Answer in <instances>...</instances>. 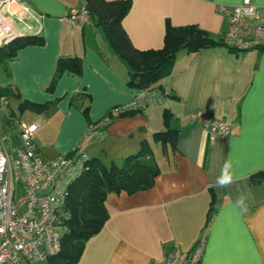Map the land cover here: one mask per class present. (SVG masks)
<instances>
[{
	"label": "crops",
	"instance_id": "0c3cea01",
	"mask_svg": "<svg viewBox=\"0 0 264 264\" xmlns=\"http://www.w3.org/2000/svg\"><path fill=\"white\" fill-rule=\"evenodd\" d=\"M26 1L41 16L40 22L28 18V34L40 35L44 43L22 47L0 63V136L17 139L18 145L20 123L37 122L35 142L44 157L80 149L105 165H121L146 141L159 167L151 187L108 194L110 216L87 241L78 264H161L172 243L183 260L203 237L201 264H264V181L255 179L264 171V49L236 52L218 45L194 54L180 51L160 86L162 99L135 115L114 118L97 140L88 132L91 123L114 107L149 99L150 93L128 84L129 66L97 16L85 25L66 18L86 0ZM241 1L131 0L122 26L139 49L161 48L168 24H195L218 41L227 18L217 5ZM252 2L264 16V0ZM75 56L83 59L82 73L64 71L49 91L58 58ZM24 100L50 105L21 111ZM200 109L226 120L232 132L211 136L191 116ZM167 127L176 131L173 141L155 140ZM226 163L232 181L220 184Z\"/></svg>",
	"mask_w": 264,
	"mask_h": 264
},
{
	"label": "built area",
	"instance_id": "2783aa9c",
	"mask_svg": "<svg viewBox=\"0 0 264 264\" xmlns=\"http://www.w3.org/2000/svg\"><path fill=\"white\" fill-rule=\"evenodd\" d=\"M216 10L226 16L227 29L221 39L226 48L243 52L264 49V16L252 0L237 5L218 4ZM40 14L26 0H0V47L28 34V18L40 22ZM91 12L86 5L71 8L66 18L73 24L85 25ZM162 99L151 92L149 99L139 98L112 112L143 108ZM3 106L8 105L2 99ZM193 120L211 136L232 132L231 125L213 113L197 110ZM107 120L89 127L94 139L105 136ZM39 124L20 123L19 144L0 136V264H33L58 254L69 231L67 197L76 178L88 170L90 157L80 149L55 158L44 157L35 142ZM206 238H200L182 260L176 243L169 244L161 264H201Z\"/></svg>",
	"mask_w": 264,
	"mask_h": 264
},
{
	"label": "trees",
	"instance_id": "16d2710c",
	"mask_svg": "<svg viewBox=\"0 0 264 264\" xmlns=\"http://www.w3.org/2000/svg\"><path fill=\"white\" fill-rule=\"evenodd\" d=\"M86 6L91 16H97L98 24L105 28V33L110 45L115 52L129 66L128 84L131 87L145 89L148 93L160 92L163 79L172 73V66L178 54L182 50L196 53L202 49L223 45V41L214 39L206 30L195 24L174 26L168 24L164 44L161 48L139 49L135 47L123 29L122 19L130 10L131 0H86ZM43 37L40 35H26L19 37L0 47V63L12 59L17 51L28 45H42ZM233 51V50H232ZM82 57L58 58L57 67L48 83V90L53 91L64 71H72L80 75L82 73ZM10 91L1 90V94ZM20 95L17 94V98ZM50 104L38 105L24 100L20 103V110L34 109L42 111ZM88 106L83 107L85 117H88ZM142 108L126 109L114 114L110 109L101 121L112 122L116 117H125L142 112ZM168 109L164 110L165 123L168 126ZM99 121V122H101ZM98 123V122H97ZM95 124V123H94ZM93 123L90 124L92 126ZM176 131L166 128L155 133V140L160 142L173 141ZM151 148L146 141L138 153L126 156L121 165H105L97 158H91L89 168L84 171L69 188L67 197V210L69 213V231L63 238L61 251L52 256L50 264H78L86 243L96 235L105 225L110 216L107 197L110 192L125 191L129 194L145 190L155 183L159 174V167L153 158ZM257 181H264V171L256 174Z\"/></svg>",
	"mask_w": 264,
	"mask_h": 264
},
{
	"label": "clouds",
	"instance_id": "9594fccd",
	"mask_svg": "<svg viewBox=\"0 0 264 264\" xmlns=\"http://www.w3.org/2000/svg\"><path fill=\"white\" fill-rule=\"evenodd\" d=\"M231 165L226 163L222 169L221 176L218 178L217 182L220 184H230L232 181V176L229 172Z\"/></svg>",
	"mask_w": 264,
	"mask_h": 264
},
{
	"label": "rangeland",
	"instance_id": "374dc122",
	"mask_svg": "<svg viewBox=\"0 0 264 264\" xmlns=\"http://www.w3.org/2000/svg\"><path fill=\"white\" fill-rule=\"evenodd\" d=\"M10 105L14 107L15 106L14 101L13 102H10ZM15 124L16 123H14V125ZM15 129H18V124H17V126H16ZM19 130H20V127H19ZM14 143L17 144V139H14ZM33 264H50V261H49V259L37 260V261L33 262Z\"/></svg>",
	"mask_w": 264,
	"mask_h": 264
}]
</instances>
